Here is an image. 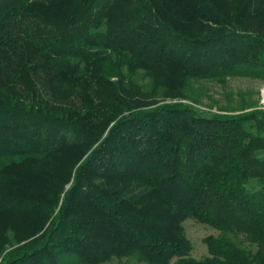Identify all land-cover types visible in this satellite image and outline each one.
Here are the masks:
<instances>
[{
    "label": "trees",
    "instance_id": "trees-1",
    "mask_svg": "<svg viewBox=\"0 0 264 264\" xmlns=\"http://www.w3.org/2000/svg\"><path fill=\"white\" fill-rule=\"evenodd\" d=\"M239 75L264 0H0V264H264V109L188 93Z\"/></svg>",
    "mask_w": 264,
    "mask_h": 264
},
{
    "label": "rangeland",
    "instance_id": "rangeland-1",
    "mask_svg": "<svg viewBox=\"0 0 264 264\" xmlns=\"http://www.w3.org/2000/svg\"><path fill=\"white\" fill-rule=\"evenodd\" d=\"M188 93L196 98V106L202 112L220 113L228 109L231 113H239L242 109L258 107L264 109V79L239 75L230 76L225 81L201 80L189 87ZM188 102V101H187ZM189 103V102H188ZM250 110V109H249ZM185 234L193 244L192 256L200 259L208 254L204 239L209 236L219 237L221 232L211 226L202 224L195 219H186L183 223ZM244 249L256 250V244L251 246L243 236L228 235ZM102 264H148L136 258L112 259Z\"/></svg>",
    "mask_w": 264,
    "mask_h": 264
}]
</instances>
